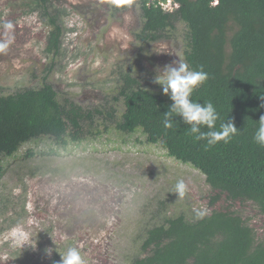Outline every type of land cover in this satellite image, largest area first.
<instances>
[{
    "label": "rangeland",
    "instance_id": "1",
    "mask_svg": "<svg viewBox=\"0 0 264 264\" xmlns=\"http://www.w3.org/2000/svg\"><path fill=\"white\" fill-rule=\"evenodd\" d=\"M29 2L0 0L2 94L39 88L45 77L59 102L69 99L103 117L90 128L98 136L81 143L63 148L42 138L2 158L0 264H59L69 248L80 251L84 264H129L147 227L164 215L191 219L194 208L209 214L231 206L263 238L264 216L252 203H228L221 195L210 206L217 194L198 170L146 143L140 131L125 135L115 128L124 111L123 101L113 99L122 75L168 97L154 81L165 65L185 62V24L142 44L137 4L52 0L63 13L61 48L53 54L45 52L49 28ZM9 22L12 29H5ZM114 26L130 39L110 40ZM112 107L113 122L105 118ZM178 180L187 185L183 198L175 194Z\"/></svg>",
    "mask_w": 264,
    "mask_h": 264
},
{
    "label": "trees",
    "instance_id": "2",
    "mask_svg": "<svg viewBox=\"0 0 264 264\" xmlns=\"http://www.w3.org/2000/svg\"><path fill=\"white\" fill-rule=\"evenodd\" d=\"M165 1L131 0L121 8L137 4L142 26L136 37L142 44L162 39L177 22L185 24L184 60L190 69L202 68L208 74L190 99L211 101L220 114L217 129L232 120L238 133L227 143L208 145L196 140L178 116L166 129L163 114L172 101L144 89L130 73L121 76L113 97L124 105L115 128L125 135L140 131L146 143L198 170L217 194L210 206L224 195L228 203H252L264 216V147L253 141L264 114V0H173L178 8L171 12L161 6ZM27 6L49 28L45 52L58 54L63 13L52 0H30ZM42 81L39 88L9 95L0 87V178L2 158L14 156L24 144L47 138L65 148L99 134L90 128L102 112L83 109L69 99L59 102L45 77ZM114 113L112 107L105 118L115 121ZM129 264H264V237L260 239L231 206L203 218L164 215L143 231Z\"/></svg>",
    "mask_w": 264,
    "mask_h": 264
},
{
    "label": "clouds",
    "instance_id": "3",
    "mask_svg": "<svg viewBox=\"0 0 264 264\" xmlns=\"http://www.w3.org/2000/svg\"><path fill=\"white\" fill-rule=\"evenodd\" d=\"M116 7H122L130 4L131 0H112ZM165 11H173L178 8L177 3L173 0H166L161 3ZM5 29H12L13 25L9 22L4 25ZM110 40L127 41V36L122 29L114 26L108 33ZM4 45H0L2 48ZM126 46V45H125ZM208 79V74L200 70L190 69L186 62L174 60L171 64L165 65L163 71L156 75L155 83L159 84L162 93L167 95L172 101L168 110L164 112L163 126L166 129L173 127L174 116L180 117L184 124L190 126V134L196 140H206L208 145H215L223 141L227 143L233 136L238 133L234 122L227 120L216 127V122L220 119L211 101L204 103L194 102L190 99L193 90ZM264 100V96L261 97ZM264 108V103L260 105ZM206 127L207 131H202L201 127ZM253 141L261 147H264V114H261L258 120V127L253 134ZM175 194L183 198L187 193V185L183 180H178L174 186ZM197 218H203L206 214L205 210L193 209ZM59 264H84V260L80 251L76 248H69L61 257Z\"/></svg>",
    "mask_w": 264,
    "mask_h": 264
}]
</instances>
